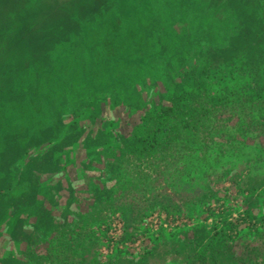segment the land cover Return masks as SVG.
Returning a JSON list of instances; mask_svg holds the SVG:
<instances>
[{"label":"rangeland","instance_id":"obj_1","mask_svg":"<svg viewBox=\"0 0 264 264\" xmlns=\"http://www.w3.org/2000/svg\"><path fill=\"white\" fill-rule=\"evenodd\" d=\"M164 4L175 23L143 32L142 57L109 89L119 99L87 124L94 146L77 150L84 166L59 201L73 182L74 204L16 232L29 245L5 264H264V0ZM50 13L40 31L58 29Z\"/></svg>","mask_w":264,"mask_h":264},{"label":"crops","instance_id":"obj_2","mask_svg":"<svg viewBox=\"0 0 264 264\" xmlns=\"http://www.w3.org/2000/svg\"><path fill=\"white\" fill-rule=\"evenodd\" d=\"M117 1L58 0L48 7L46 0H29L27 14L16 15L9 29L0 28V48L9 37L17 40L0 62L9 64L8 59H17L11 71L0 75V264L24 245L15 233L19 229L31 233L38 227L36 218L49 199V191L64 182L63 172L47 173L49 159L53 154L55 162L64 157L58 146L75 131L72 119L77 117L79 105L96 101L84 78L95 56L109 52L108 44L97 47L99 27L121 23L123 29L136 16L139 22L147 19L141 8L146 0H128L126 13L115 9ZM37 4L40 10L32 13ZM57 7L63 12L59 13ZM137 8L138 15H133ZM50 12L57 19L58 29L40 31L39 24L47 21ZM139 22L135 23L142 39L146 30ZM161 26L168 27L166 23ZM19 42L27 44L25 53ZM40 56L44 59L41 62ZM115 66L119 70V64Z\"/></svg>","mask_w":264,"mask_h":264},{"label":"trees","instance_id":"obj_3","mask_svg":"<svg viewBox=\"0 0 264 264\" xmlns=\"http://www.w3.org/2000/svg\"><path fill=\"white\" fill-rule=\"evenodd\" d=\"M14 0H0V28L1 29H9L12 27V20L16 15L20 14H27L26 11V3H22L21 5H14ZM13 4V5H12ZM124 4V5H123ZM142 8V10H145L147 15V19L144 21L139 22V18L137 16L134 18V23L139 22L143 25L144 30L146 31H152L157 28V26H161L166 23L167 26H171L173 23L172 20L167 22V18L165 15V8L166 10H169V13L171 12V7L168 8L167 5H165L160 0H146V3ZM146 6V7H145ZM39 5L34 8V12H38L40 10ZM115 9L124 11V13L129 10L128 6V0H118L115 3ZM136 11V12H135ZM133 11V15L139 13L140 10L135 9ZM132 14V8L130 9ZM128 12V15L130 13ZM168 13V14H169ZM36 15V14H35ZM137 20V21H135ZM130 24L125 25L122 29L120 27L121 23H117L113 27H108V25L104 24L99 27V37L96 39L97 47L107 46V49L109 50L106 54L98 53L97 57L95 56V59H93V65L92 69L88 71L87 75H85V80L90 83V91L93 92V97H95V102H86L84 101L80 107L77 109V117L72 119L74 121L75 131L71 135H67L62 141H60V145L58 146L59 149L62 151L59 152V154H63L64 157H62L59 161L55 162L54 154L51 155V159H49L51 166L47 168V173H54V172H63V175L65 177L64 181L67 178H70V167H77V166H84V164H81V162L78 165V161L76 159L77 156V150H80L85 145V150L89 151L92 150L93 144H91V141L84 142L83 139L86 135H88L89 131L87 124H95L100 119V107L103 104L115 103V100H117L116 96L117 94H111L109 93V89L111 87H117L121 84L124 85L125 82H123L124 75L126 72H129L132 70V65L136 63L138 60V51L140 48L139 45L142 43V39L139 36L138 31V23H135V26H132ZM133 23V24H134ZM137 25V26H136ZM145 31V32H146ZM124 32V33H123ZM228 36L224 37L223 40H227ZM217 49V48H215ZM142 57V56H140ZM107 61L111 62L109 65L107 64ZM98 62V64H97ZM105 64V65H104ZM114 64V65H113ZM115 64H119V70L115 66ZM103 95V96H102ZM130 97V95L128 96ZM97 98L99 100H97ZM101 99V100H100ZM119 99V98H118ZM79 118V119H78ZM116 128V126H115ZM161 129V124L159 125V130ZM95 132V131H94ZM118 134V133H116ZM119 135V134H118ZM120 136V135H119ZM71 137V138H70ZM69 138L71 139L70 141ZM158 138H154L153 141H157ZM149 141V139L147 140ZM155 143V142H153ZM112 145V144H111ZM75 146L74 149L68 150L69 147ZM81 147V148H80ZM98 150V149H97ZM57 153V151H56ZM50 157V156H49ZM62 159H64V165H62ZM87 163H89L87 161ZM86 165V164H85ZM72 183V185H71ZM70 183V190L72 192L70 193V198L66 199V203L62 204L60 201V197L62 196L61 192L64 190L63 183L57 184L52 190L49 191V199L46 202L43 209L40 211L39 215L36 218V223H38L40 220H42V215H45V212H52V214L55 212L57 215H60L61 218L63 217L66 212L65 210H69V205L72 203L74 204L75 198H73L72 194H74V186L73 182ZM59 194V195H58ZM70 202V203H69ZM42 213V214H41ZM54 216L55 215H51ZM43 225V226H42ZM45 227V224L41 223L32 231L31 233H27L22 230H18L25 236H32L34 234L41 233L43 228ZM17 231V232H18ZM240 231V230H239ZM16 235V233H15ZM17 240L20 243H27L29 245V242L27 240ZM262 262L255 261L254 264H261Z\"/></svg>","mask_w":264,"mask_h":264}]
</instances>
